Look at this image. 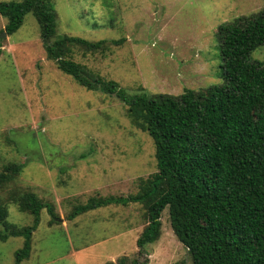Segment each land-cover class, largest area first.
Segmentation results:
<instances>
[{"label": "rangeland", "instance_id": "rangeland-1", "mask_svg": "<svg viewBox=\"0 0 264 264\" xmlns=\"http://www.w3.org/2000/svg\"><path fill=\"white\" fill-rule=\"evenodd\" d=\"M12 1L21 0H0ZM51 2L56 36L112 42L104 52L74 49L73 59L88 76L149 95L221 84L218 26L264 6V0ZM5 23L0 15V170L4 164L21 163L19 178L8 189L21 186L54 202L58 216V224L49 226L50 217L41 210L30 256L20 264H105L121 255L135 258L136 240L146 224L138 202L110 204L73 221L66 217L91 196L137 193L139 180L156 172L152 139L132 122L120 99L88 90L57 69L46 57L31 13L11 35L4 34ZM251 59L264 62V45L252 51ZM7 208L9 222L31 224V215L14 204ZM159 220L160 236L144 247L139 260L192 264L170 228L167 207ZM22 241L0 240V264H15L14 252Z\"/></svg>", "mask_w": 264, "mask_h": 264}, {"label": "trees", "instance_id": "trees-1", "mask_svg": "<svg viewBox=\"0 0 264 264\" xmlns=\"http://www.w3.org/2000/svg\"><path fill=\"white\" fill-rule=\"evenodd\" d=\"M27 13L34 16L46 57L57 69L88 90L120 99L132 122L153 141L156 172L139 180L137 193L91 196L66 217L72 220L110 204L143 206L146 224L136 240V257L121 255L105 264H145L147 259L139 258L159 238L166 207L170 228L192 264H264V62L251 59L252 51L264 45V6L218 26L223 82L185 88L177 95L132 94L114 81L88 76L73 59L74 49L104 52L112 42L56 36L51 0L0 2L4 33L16 32ZM22 169L21 163L11 162L0 170V190L7 187L0 193V240L23 238L14 252L15 264L30 256L41 210L49 215V226L58 224L54 202L21 186L8 189ZM9 204L31 215V224L9 222Z\"/></svg>", "mask_w": 264, "mask_h": 264}, {"label": "crops", "instance_id": "crops-1", "mask_svg": "<svg viewBox=\"0 0 264 264\" xmlns=\"http://www.w3.org/2000/svg\"><path fill=\"white\" fill-rule=\"evenodd\" d=\"M82 156H84V155H82ZM89 156H91V155H88V157H89ZM101 156H103V155H101ZM95 162H96V161H95ZM112 181H114V182H115V178H114V179H112ZM87 199H88V198H87ZM75 218H76V217H75ZM75 218H74V219H75ZM74 219H72V220H68V221H73ZM63 225H66V223H64ZM63 225H62V226H63Z\"/></svg>", "mask_w": 264, "mask_h": 264}, {"label": "water", "instance_id": "water-1", "mask_svg": "<svg viewBox=\"0 0 264 264\" xmlns=\"http://www.w3.org/2000/svg\"><path fill=\"white\" fill-rule=\"evenodd\" d=\"M5 34V33H4Z\"/></svg>", "mask_w": 264, "mask_h": 264}]
</instances>
